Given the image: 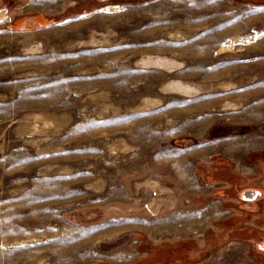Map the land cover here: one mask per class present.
Returning a JSON list of instances; mask_svg holds the SVG:
<instances>
[{"label": "rangeland", "instance_id": "obj_1", "mask_svg": "<svg viewBox=\"0 0 264 264\" xmlns=\"http://www.w3.org/2000/svg\"><path fill=\"white\" fill-rule=\"evenodd\" d=\"M0 1V264H264V198L206 166V94L143 61L237 79L208 95L264 119V0ZM226 121L207 138L256 128Z\"/></svg>", "mask_w": 264, "mask_h": 264}, {"label": "crops", "instance_id": "obj_2", "mask_svg": "<svg viewBox=\"0 0 264 264\" xmlns=\"http://www.w3.org/2000/svg\"><path fill=\"white\" fill-rule=\"evenodd\" d=\"M11 5L12 4L9 2L4 3L0 1V6L6 7ZM31 52L34 53L35 51ZM154 57L166 61L165 63L167 65L164 64L161 66L159 63H155L153 61L156 60ZM143 61L147 64H152L158 69H165L167 74L174 75L171 76V81H167L165 85L187 87L183 91L175 93L180 94L182 92L183 94L180 95L185 96L188 99H197L206 94V119L203 118V126L206 125V160L208 159V161H206V166L214 165V160L219 162V160L222 161L223 158L227 159L228 156L232 155L235 159V171L244 175V179L250 183L251 188L253 189L251 196L256 199L264 198V119H260L258 115L254 116L253 112L250 113L249 110L242 107L241 103L245 101L242 96H235L232 100V98H223L221 93L219 95L215 94L214 96L208 95L212 90L208 89L209 87H216L218 89L215 90L225 92L226 94L228 91L236 90L237 79H235V82L225 81L223 83L206 84L184 79L180 76L179 74L185 72L188 65L186 64V67H182L184 61L174 56L165 57L155 54H146V58L144 57ZM226 84H230V87H227L228 85L226 86ZM201 87H203L202 90ZM149 99L151 98H147L145 106H155L159 103H154L153 99ZM227 116L233 118V122L235 124H240L243 126L242 128L246 125L248 127L255 125L256 128L254 130L246 129L244 132L246 134H243L242 136L229 135L209 140L207 136L210 134L211 128L217 123L226 124ZM228 151L231 153L229 154ZM225 185L226 184H224L223 187ZM256 199H254V201Z\"/></svg>", "mask_w": 264, "mask_h": 264}, {"label": "bare ground", "instance_id": "obj_3", "mask_svg": "<svg viewBox=\"0 0 264 264\" xmlns=\"http://www.w3.org/2000/svg\"><path fill=\"white\" fill-rule=\"evenodd\" d=\"M36 52H38V51H35L34 53H33V52H31V53L29 52V53H30V54H37ZM154 58H155V57H154ZM155 59H156V60H153L155 63H159V65H161V66H163L164 64L167 65V64L165 63L166 61H162V60H160V59H158V58H155ZM224 85H225V84H224ZM227 85H228V86H227ZM229 85H230V84H226L227 87H230ZM231 85H232V84H231ZM185 93H186V92H185ZM187 93H188V92H187ZM152 99H153V102H154V103H158L159 101H161V100H158V99H155V98H151V99H149V100H152ZM226 106H227V105H226ZM227 107H229V106H227ZM152 109H154V108H152ZM152 109H151V110H152ZM148 110H150V109H148ZM160 186H161V185H160ZM160 186H159V189H160ZM157 188H158V187H157ZM162 189H163V188H162Z\"/></svg>", "mask_w": 264, "mask_h": 264}, {"label": "water", "instance_id": "obj_4", "mask_svg": "<svg viewBox=\"0 0 264 264\" xmlns=\"http://www.w3.org/2000/svg\"><path fill=\"white\" fill-rule=\"evenodd\" d=\"M250 199H252V196L251 197H249Z\"/></svg>", "mask_w": 264, "mask_h": 264}]
</instances>
